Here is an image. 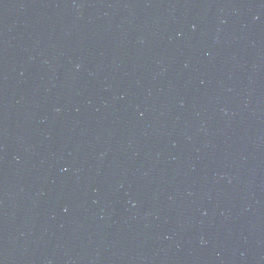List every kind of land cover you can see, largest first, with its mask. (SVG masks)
I'll list each match as a JSON object with an SVG mask.
<instances>
[{"label":"water","instance_id":"obj_1","mask_svg":"<svg viewBox=\"0 0 264 264\" xmlns=\"http://www.w3.org/2000/svg\"><path fill=\"white\" fill-rule=\"evenodd\" d=\"M0 264H264V0H0Z\"/></svg>","mask_w":264,"mask_h":264}]
</instances>
